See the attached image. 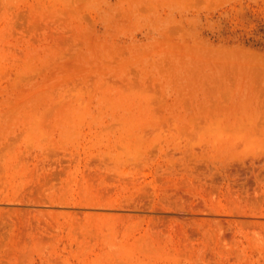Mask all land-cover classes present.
I'll return each mask as SVG.
<instances>
[{
    "label": "rangeland",
    "instance_id": "obj_1",
    "mask_svg": "<svg viewBox=\"0 0 264 264\" xmlns=\"http://www.w3.org/2000/svg\"><path fill=\"white\" fill-rule=\"evenodd\" d=\"M0 264H264V0H0Z\"/></svg>",
    "mask_w": 264,
    "mask_h": 264
}]
</instances>
